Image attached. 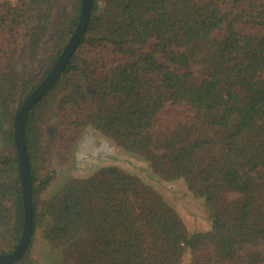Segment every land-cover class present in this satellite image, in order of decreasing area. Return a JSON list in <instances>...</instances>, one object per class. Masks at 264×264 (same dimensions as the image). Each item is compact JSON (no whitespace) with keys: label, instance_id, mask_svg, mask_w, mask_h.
Returning a JSON list of instances; mask_svg holds the SVG:
<instances>
[{"label":"trees","instance_id":"1","mask_svg":"<svg viewBox=\"0 0 264 264\" xmlns=\"http://www.w3.org/2000/svg\"><path fill=\"white\" fill-rule=\"evenodd\" d=\"M0 8L5 255L24 225L16 105L64 50L81 0H0ZM22 54L28 82L17 68ZM88 128L146 161L160 181H183L204 200L210 231L190 234L159 193L116 167L47 196L51 153L67 164L72 137ZM23 143L33 229L17 264L38 240L62 264H180L186 252L190 264H264V0H91L86 32L28 114Z\"/></svg>","mask_w":264,"mask_h":264},{"label":"rangeland","instance_id":"2","mask_svg":"<svg viewBox=\"0 0 264 264\" xmlns=\"http://www.w3.org/2000/svg\"><path fill=\"white\" fill-rule=\"evenodd\" d=\"M14 1L2 0L3 3H13ZM24 58V54L19 57L17 68L24 81L28 82L30 73L24 68ZM24 101L25 99L19 101L16 106L19 107ZM55 124L54 115L49 130L51 136L54 134L53 128ZM71 141L74 142V147L70 153L71 159L64 166L58 160L60 153H51L52 167L56 172V176L54 183L48 189L47 196H54L73 179H87L102 168L116 167L139 178L147 186L159 193L177 212L190 234L210 231L211 219L204 200L196 198L189 193L183 181L174 183L160 181L146 161L118 149L114 143L103 138L98 132L90 128L83 133H77L72 137ZM71 141L69 140L68 144H71ZM52 142L50 139L49 144ZM52 144L54 145V143ZM190 263V253L186 252L180 264ZM23 264H62V257H56L49 251L44 241L38 240L31 250V258Z\"/></svg>","mask_w":264,"mask_h":264},{"label":"water","instance_id":"3","mask_svg":"<svg viewBox=\"0 0 264 264\" xmlns=\"http://www.w3.org/2000/svg\"><path fill=\"white\" fill-rule=\"evenodd\" d=\"M91 15V0H81V11L78 24L66 44L64 50L58 57L57 61L43 79V81L32 91L18 108L14 121V145L18 155L19 175L21 181L23 208H24V225L22 236L16 249L9 254H0V264H17L26 254L32 239V199H31V182L30 168L27 159L26 149L23 143V126L30 111L36 104L55 86L61 77L66 65L74 55L81 39L83 38L89 24Z\"/></svg>","mask_w":264,"mask_h":264}]
</instances>
